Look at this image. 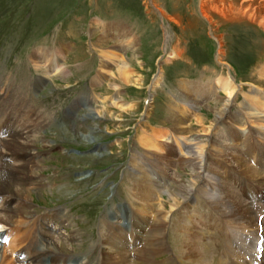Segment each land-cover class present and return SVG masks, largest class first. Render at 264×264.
<instances>
[{"label": "rangeland", "instance_id": "rangeland-1", "mask_svg": "<svg viewBox=\"0 0 264 264\" xmlns=\"http://www.w3.org/2000/svg\"><path fill=\"white\" fill-rule=\"evenodd\" d=\"M157 1L160 6L155 0H0V79L8 74L14 81L20 77L29 79L33 98L43 103L41 107L48 108L49 116L54 118L51 126L45 125L39 131L44 137L38 138L34 146L38 163L35 171L41 186L31 188V194L20 198L33 210L34 217L48 225L46 231L53 236L81 232L84 240H99L101 218L113 217L115 209L128 211L127 194L122 186L128 178L131 180L133 171L138 174L132 158L145 159L147 174L151 175L150 170L154 172L155 179L166 190L170 187L173 190L171 178L191 179L189 169L178 162L183 152L171 138L179 141L176 131L180 127L196 131L223 154L218 161L213 159L207 164L211 175L226 182L220 188L221 193L229 186L235 203L241 200L242 205L249 203L253 208L257 207L256 202L264 204V189L255 184L250 172L239 169L231 159V155L242 154L251 168L262 166L257 152L251 154L252 148L264 152V137L255 130L250 136L240 127L239 119L254 120L258 115L264 119V106L254 102L264 100L263 30L255 29V24L246 23L245 18L241 23L223 17L214 9L216 0ZM161 7L175 21L164 16ZM200 8L210 14L211 23L201 16ZM38 49L46 50L58 63L65 64L66 73L60 77L57 68L52 69L49 74L54 77L39 80L35 88L38 76L30 59ZM158 75L160 81L155 87ZM222 78H229L236 91L228 111L216 128L210 130L214 112L227 98L217 84ZM3 96L0 94V101ZM83 96L90 103L70 113L69 107L78 100L83 102ZM105 105L108 106L103 108ZM87 108L94 112L104 110L108 118L89 121L99 127L92 140L82 137L89 123L81 125L75 137L71 126L61 122L68 112L76 122ZM200 117L206 119L201 121ZM58 133L62 135L59 140L55 139ZM140 133L157 141L159 152H154L155 158L139 145ZM246 139L247 147H243ZM43 142L51 143L52 147H41ZM95 154L101 158L95 163L89 161L88 156ZM84 175L90 177L84 179ZM200 182L204 184V179ZM244 189L246 192H242ZM12 202L10 206L16 201ZM134 203L150 210L143 201ZM187 209L196 228L211 231L210 235L200 237V242L207 241L216 254L220 253L221 241L224 243V238L230 237L226 229L223 228L227 233H222L223 236L218 235L220 230H213V217L207 207L193 203ZM56 211L59 215L61 212V219L67 218L63 226L61 221L56 223L53 213ZM257 215L253 213L254 225ZM140 217L148 219L147 215ZM261 217L257 218L259 224ZM124 221L121 222L126 226ZM26 228L4 229L0 239L5 241L0 243H6ZM40 230L39 224L32 242L34 251L41 248ZM263 231L262 226L257 231L261 243ZM76 242L66 247L77 250ZM236 244L234 238L233 246ZM2 246L0 252L6 248ZM82 250L81 246L67 260L85 263L86 254ZM50 258L43 261L49 264ZM257 259L260 261L262 257ZM88 264H96V260L92 258Z\"/></svg>", "mask_w": 264, "mask_h": 264}, {"label": "bare ground", "instance_id": "bare-ground-1", "mask_svg": "<svg viewBox=\"0 0 264 264\" xmlns=\"http://www.w3.org/2000/svg\"><path fill=\"white\" fill-rule=\"evenodd\" d=\"M155 1L154 3L159 5L158 1ZM215 7L214 9H217L216 11L223 17L241 23L242 19L245 18L246 23H254V28L262 29L264 34V0H216ZM160 12L169 20L175 21L163 7L160 8ZM200 14L211 23L209 13L200 8ZM219 38L217 40L221 46ZM48 54L46 50L42 49H38L31 54L32 59L30 61L34 65L33 67H35L38 76V82L36 80L34 83L35 88L39 85V80L54 77L49 74L52 69L57 68L56 73L60 77L66 73L65 64L58 63L54 56L52 58V55ZM10 76L8 74L4 79H0V94L4 95V98L0 101V135L4 134V137L0 136V200L2 202L0 204V238L4 234V229L12 231V229L22 226H27V228L24 232H18L6 243H0L3 248L6 247L5 250L0 252V264H46L43 260L47 257H51L50 260L48 259L49 264H88L92 258L96 260V264H264V243L258 241L257 232L260 226L264 230V204L256 202L254 204L257 207L253 208L254 206L249 203L242 205L241 200H237V203H235L231 199L233 193L228 189L229 186H225V192L221 193L220 188L226 182L217 180L211 175L207 164H209V161L212 162L213 159L218 161L223 154L219 153L218 148L215 150L211 144H208L207 138H200L196 131L180 126L179 130L176 131L180 136L179 141L174 137L171 138L175 140V146L183 152L182 158H179L178 162L181 166L189 169L191 179L175 180L171 178L169 182L173 190L171 187L166 190L165 185L155 179L156 174L154 172L150 170L151 175L149 172L147 174L146 168L144 169V166L147 165L145 159L138 158L137 161L132 158L135 164L133 166L137 167L138 174L133 171V175L130 176L131 180L128 178L122 186L127 194L128 211L121 208L122 211L115 209L113 217L105 216L101 218L99 240H84L81 232L71 233L69 236L60 234L53 236L50 232L48 233L46 231L48 225L44 224L42 220L39 221V218L34 217L33 210L30 209L25 200L20 201V198L31 194L29 191L31 188L41 186V181L35 171L38 163L35 161L34 146L38 138L42 139L44 137L39 131L45 125L51 126L54 123V118L49 116L48 108L41 107L43 103L36 102L33 98L31 94L32 84L29 79L20 77L14 81ZM160 76L154 82L155 87L160 81ZM218 81L217 84L223 88L222 90H224L223 92H225L227 98L221 102L220 108L214 112L209 126L210 130L216 128V124L223 114L228 111L227 109L232 104V97L236 91V86L229 83V78H222ZM54 88L58 87L55 86ZM83 98V102L78 100L69 107L70 113L76 111L82 104L88 105L90 103L88 97L83 96ZM254 102L257 106L259 104L264 106L263 99L260 101L256 99ZM107 106L105 105L103 108ZM105 114L104 110L94 112V110L87 108L84 113L80 114L76 122H73L74 117L71 118L69 112L64 113L61 122L69 124L71 126L69 129L73 131L76 137L79 135L81 125L85 126L89 121L108 120ZM204 118L200 117L201 121L206 119ZM228 119L227 117L226 121ZM239 120H241L240 127L242 126L246 132L248 131L249 135H253L255 130L264 137V119L261 116L254 117V120L244 119L243 117ZM98 129L97 125L89 123L86 126V133L82 136L83 139H94L93 134L97 133ZM140 134L139 145L146 152H152L151 154L154 157V152H159L158 146L155 144L157 141L144 133ZM55 136V139L59 140L61 138L59 136L62 135L58 133ZM159 136L164 138L165 135ZM181 140L183 143L180 142ZM247 140L244 141L243 147H247ZM41 147L50 148L52 145L49 142H43ZM255 151L257 152L258 161L263 167L251 168L242 154L231 155V159L233 158L236 161V166L239 169L250 172L252 174L251 179L255 184L264 189V169H262L264 168V152L261 153L260 149L252 148L251 155ZM8 156L11 157L8 158ZM88 157H90L89 161H94V163L101 158L97 154ZM151 160L156 163L155 159L151 158ZM142 171L144 172L139 173ZM88 177L90 175L84 179ZM200 179H204V184L200 182ZM246 188L248 192H252L250 188ZM245 189L242 192H246ZM12 201L16 202L13 206H10ZM138 201L146 203V207L150 210L146 211L147 209L134 205V202L137 203ZM193 203L205 206L211 211L209 214L213 217L211 226H213L214 231H221V234L218 235L225 234L223 228L228 232L226 234L230 237L228 239L224 238V243L221 241L220 253L216 254L207 241L200 242V237L210 235L211 231L196 228L190 220L191 214L187 215L188 212L190 213L187 208ZM151 205L154 207L151 208ZM254 212L258 214L257 218L262 216L260 224L257 222V218L255 225L252 224ZM53 213L55 214L56 223L61 221L62 225L67 220V218L61 219V212L60 215L57 211ZM145 215L148 216L147 221L140 217ZM121 221H124L126 226ZM39 224L40 231L43 232H40L38 238L41 239L42 244L39 242L41 248L38 250L35 246L38 242L35 243L34 248L38 251H34L32 242L36 238L35 233H38L37 227ZM130 229L133 231L132 235ZM232 236L237 241L235 246H233L234 238ZM77 240L82 243H77ZM1 241L5 240L0 239ZM257 241L259 253L256 249ZM72 242L78 244L77 250L81 249L82 246L83 250L81 252L86 254L85 263L79 259L73 260L72 263L70 258L67 260L68 255L72 254L74 256L78 253L72 246L71 249L66 247V245H71ZM30 250L32 252H29ZM19 251H21V254H19ZM162 256L165 257L163 259L158 258ZM261 257L262 259L259 261L257 258Z\"/></svg>", "mask_w": 264, "mask_h": 264}]
</instances>
